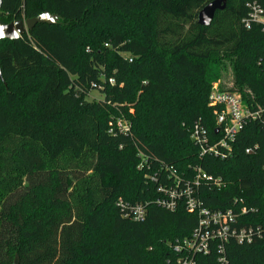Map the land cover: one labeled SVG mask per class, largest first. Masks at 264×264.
Returning <instances> with one entry per match:
<instances>
[{
    "label": "trees",
    "instance_id": "16d2710c",
    "mask_svg": "<svg viewBox=\"0 0 264 264\" xmlns=\"http://www.w3.org/2000/svg\"><path fill=\"white\" fill-rule=\"evenodd\" d=\"M212 1H3L2 24L60 19L0 42V264H177L174 246L199 218L183 203L158 207V188L196 168L213 179L195 194L203 207L233 210L236 231L255 233L243 245L230 237L227 264H264V122L225 160L201 158L191 140L197 124L215 138L209 96L224 61L233 90L264 108V32L243 24L264 0H228L201 27ZM121 201L145 204L146 218H125ZM195 260L218 264L217 250Z\"/></svg>",
    "mask_w": 264,
    "mask_h": 264
},
{
    "label": "built area",
    "instance_id": "2783aa9c",
    "mask_svg": "<svg viewBox=\"0 0 264 264\" xmlns=\"http://www.w3.org/2000/svg\"><path fill=\"white\" fill-rule=\"evenodd\" d=\"M248 16L243 20L246 29L251 30L258 27L264 32V8L257 2L247 5ZM113 83V81H110ZM209 106L214 109L216 117L215 138H212L207 129L201 124L194 126L191 132V140L199 149L200 157L211 156L216 159L225 160L233 153V144L238 134L253 122H264V108H254L246 104L243 95L236 90H223L219 85L213 84L209 96ZM119 127L128 132V127L119 123ZM196 176L192 181H186L171 174L168 176L169 183L160 185L158 193L161 197L156 205L162 209L174 212L183 203L186 210L196 214L199 218L198 227L190 237L177 241L175 251L184 254L177 264H198L197 256H206L212 248L218 253V264H227L225 244L230 237H235L238 244H249L254 240V230L242 228L236 231L237 216L233 210L211 212L204 208L196 197V192L201 182L213 181L201 168L195 169ZM215 185L221 187V180H215ZM123 216L135 222L146 218V205H129L119 202ZM242 214L247 210L242 209ZM260 236V229L256 230Z\"/></svg>",
    "mask_w": 264,
    "mask_h": 264
},
{
    "label": "water",
    "instance_id": "95a60500",
    "mask_svg": "<svg viewBox=\"0 0 264 264\" xmlns=\"http://www.w3.org/2000/svg\"><path fill=\"white\" fill-rule=\"evenodd\" d=\"M4 0H0V11ZM228 0H214L208 3L198 14L197 24L204 28H209L214 21L215 15L219 11L225 10ZM58 15L44 13L39 17L20 20L10 24L0 22V42L16 41L27 33L31 32L38 24H56L59 21ZM0 80L4 82L0 70ZM19 258L16 257L13 264H19Z\"/></svg>",
    "mask_w": 264,
    "mask_h": 264
},
{
    "label": "rangeland",
    "instance_id": "374dc122",
    "mask_svg": "<svg viewBox=\"0 0 264 264\" xmlns=\"http://www.w3.org/2000/svg\"><path fill=\"white\" fill-rule=\"evenodd\" d=\"M221 77L213 84L219 85L223 90H231L236 87V81L233 74V67L230 61H224V65L220 67ZM93 98H101L98 92L92 93Z\"/></svg>",
    "mask_w": 264,
    "mask_h": 264
}]
</instances>
